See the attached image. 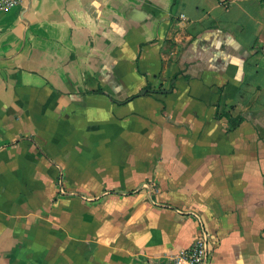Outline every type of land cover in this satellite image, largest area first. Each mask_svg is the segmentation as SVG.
Segmentation results:
<instances>
[{
	"label": "crops",
	"instance_id": "crops-1",
	"mask_svg": "<svg viewBox=\"0 0 264 264\" xmlns=\"http://www.w3.org/2000/svg\"><path fill=\"white\" fill-rule=\"evenodd\" d=\"M264 264V0L0 11V264Z\"/></svg>",
	"mask_w": 264,
	"mask_h": 264
},
{
	"label": "built area",
	"instance_id": "built-area-1",
	"mask_svg": "<svg viewBox=\"0 0 264 264\" xmlns=\"http://www.w3.org/2000/svg\"><path fill=\"white\" fill-rule=\"evenodd\" d=\"M22 0H0V11L11 9ZM211 237L205 225L199 222L198 232L189 247L173 252L158 264H210Z\"/></svg>",
	"mask_w": 264,
	"mask_h": 264
}]
</instances>
